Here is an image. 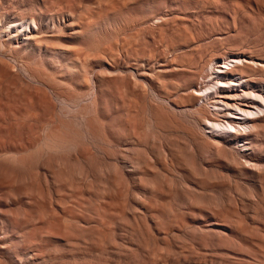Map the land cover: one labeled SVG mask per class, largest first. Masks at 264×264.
Here are the masks:
<instances>
[{
	"label": "rangeland",
	"instance_id": "374dc122",
	"mask_svg": "<svg viewBox=\"0 0 264 264\" xmlns=\"http://www.w3.org/2000/svg\"><path fill=\"white\" fill-rule=\"evenodd\" d=\"M0 264H264V0H0Z\"/></svg>",
	"mask_w": 264,
	"mask_h": 264
}]
</instances>
